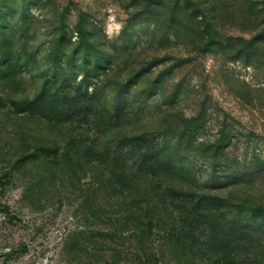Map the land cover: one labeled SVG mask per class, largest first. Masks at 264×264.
<instances>
[{"label":"rangeland","instance_id":"rangeland-1","mask_svg":"<svg viewBox=\"0 0 264 264\" xmlns=\"http://www.w3.org/2000/svg\"><path fill=\"white\" fill-rule=\"evenodd\" d=\"M0 39L12 52L0 76V264L264 257V212L251 211L264 208V0H0ZM63 81L60 99L97 91L113 115L19 111ZM144 133L149 153L174 149L175 169L129 189L121 171L139 148L111 157ZM168 186L203 199L191 219ZM242 226L258 229L250 250Z\"/></svg>","mask_w":264,"mask_h":264},{"label":"trees","instance_id":"trees-1","mask_svg":"<svg viewBox=\"0 0 264 264\" xmlns=\"http://www.w3.org/2000/svg\"><path fill=\"white\" fill-rule=\"evenodd\" d=\"M6 39L7 38L4 36L3 41H6ZM3 41L0 42V76L6 74L12 69V64L10 62L12 52L10 50V46L6 45V43L3 44ZM67 83V81L60 82L59 89L47 88L44 95L40 97H34L31 101L21 103V108H18L19 111L26 112L28 114H35L48 120H57L59 122L70 123L74 121L86 123L90 122V119L91 121L98 120V116L102 113L99 108L108 111L109 114L111 113V109L105 106L104 100L100 102V98L98 99L99 95L97 94V91L90 93L88 92L89 90L86 89L84 94H79V96L84 99L81 104L70 102L78 100V96H75L76 98H68L65 95L62 97V99H60L58 92H63ZM113 105H115V103H113ZM15 106L18 107V104H15ZM111 115L113 114H110V116ZM150 139L151 138H148L145 133L128 136L123 139L126 141V143H123L121 146L123 149L122 152L111 157L112 160L119 159L128 161L130 160L128 159L130 157V153H134L136 151V147L139 148L136 151L138 152L137 154H132L133 159L131 160L129 169L123 168L124 170L121 171V178L124 181H127L126 183L129 189L140 188L142 177H154L157 176L161 171L171 172L173 169H175L176 163L172 159L174 149L169 146H165L158 149L156 154L149 153V151H151V148L148 146ZM105 148L106 147H104V149ZM124 149L127 151L125 152ZM59 150L60 149L57 148L46 147L43 148L42 152L45 154L49 151L53 155H59ZM105 150L108 151L109 148H106ZM128 172L132 173L131 178L125 177V173ZM164 194L168 198L177 200L180 211L186 210L185 214L181 213V215L186 220L191 219L193 217V213L197 208H200V204L203 203V199L200 197L199 199H196L198 195H196V192L193 190H184L168 186L165 188ZM183 207H185V209H181ZM8 209L9 207L7 205L0 203V211H8ZM208 211L210 212H205L203 215L207 216L209 222L213 224L212 218L214 214L211 212V208H209ZM251 211L252 214H261L264 212V208L256 207ZM231 227L232 226H229V228ZM257 230L258 229L254 230L253 228L242 226V248L250 250L254 247L253 234L256 233ZM243 263L264 264V257H251ZM154 264L159 263L155 262Z\"/></svg>","mask_w":264,"mask_h":264},{"label":"clouds","instance_id":"clouds-1","mask_svg":"<svg viewBox=\"0 0 264 264\" xmlns=\"http://www.w3.org/2000/svg\"><path fill=\"white\" fill-rule=\"evenodd\" d=\"M109 20H110V24H109V32H108V34H109V36H111V35H112V30H111V29H112V24L115 23V17H110ZM122 27H123V26H122L121 24H115V29H116L117 32H118Z\"/></svg>","mask_w":264,"mask_h":264}]
</instances>
